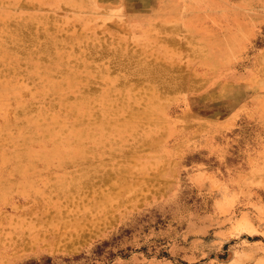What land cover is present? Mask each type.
Returning a JSON list of instances; mask_svg holds the SVG:
<instances>
[{"label": "rangeland", "instance_id": "obj_1", "mask_svg": "<svg viewBox=\"0 0 264 264\" xmlns=\"http://www.w3.org/2000/svg\"><path fill=\"white\" fill-rule=\"evenodd\" d=\"M206 2L212 9L201 6ZM117 3L122 9L142 4L136 15L147 26L145 45L122 40L125 32L110 20L85 30L82 11L68 5L20 0L11 8L32 26L49 14L50 25L59 26L32 45L19 39L21 69L25 52L57 36L51 54L38 52L39 62L54 79L77 74L76 86L48 90L30 107L74 102L81 94L95 100L91 93L110 77L116 88L131 87L137 110L154 95L155 110L112 139L70 192L50 179L70 177L80 164L44 174L45 196L11 188L20 173L0 164V188L10 187L0 193V264H264V0H174L158 10L145 0ZM191 17L201 22L187 23ZM231 33L230 43H222ZM118 102L114 94L95 101L93 110ZM127 115L106 118L116 125ZM18 122L23 127L14 106L0 113V155L17 152L8 135L20 134ZM56 122L77 123L68 113Z\"/></svg>", "mask_w": 264, "mask_h": 264}, {"label": "bare ground", "instance_id": "obj_2", "mask_svg": "<svg viewBox=\"0 0 264 264\" xmlns=\"http://www.w3.org/2000/svg\"><path fill=\"white\" fill-rule=\"evenodd\" d=\"M145 1V4L149 8L156 10L167 9L174 4V0H159V5L154 7L152 6L156 5L154 0ZM19 2L20 0H0V113H3L12 105L17 110V114L23 118V127L19 125V122L15 124V127L19 128L20 134H16L15 136L8 135V141L18 150L17 152L1 154L0 164L11 165L15 172L20 173L19 178L12 181L11 188L17 189L22 194L29 192L32 188V194L28 195H34L38 190L42 196H45L47 193V185L41 187L42 184L40 186L44 182V174L48 176L52 172L61 170L66 166L80 164L82 167L78 173L70 177L62 176L50 179L53 180L55 187L60 186L63 192H70L84 182V177H86L88 171V164L92 165L95 159L103 155V148L112 139L115 137L122 138L126 133L131 132L132 129L134 130V126L136 125L135 119L137 117L150 114L155 110V106L151 105L154 102L155 96L149 93L147 102L144 100L146 106L142 110H137L133 104L134 102H138V99L135 95L131 96V87L116 88L112 85L114 80L107 77V85L103 89L91 93V96L95 100L88 95L81 94L77 95L74 102H67L64 100L66 98H63L60 104L50 102L48 107H30L31 103H36L39 100L43 101L48 90H51L54 94H59L63 89L76 86L78 82L76 72H67L62 79H54L51 69L41 65L39 62L38 52L51 54L48 50L51 49V45L57 44V36L49 38L51 40L49 46H40L37 50H33L35 51L34 53L25 52L27 66H23V69H21L19 57L17 56L19 52V39L23 38L24 42L32 45L39 36L44 35L47 31L53 33L59 26L50 25L49 22L55 20L52 14L43 15L44 21L40 26H32L30 23H25L23 16L27 15L14 13L11 10ZM36 2L41 7L48 6L55 8L60 3L82 11V14L78 15L80 17L78 19L84 25L85 30L95 31L98 26V19H103L102 21L110 20L115 23V28H120V30L125 32L121 37L122 40L129 39L140 45H145L144 41L149 40L146 35L147 26H143V21L136 15L138 8L142 4L131 3L132 7L122 9L117 0H36ZM201 6L212 9L210 3L207 2L201 4ZM88 11L91 15L84 13ZM20 16L23 17V21L17 20ZM221 16L228 17L226 15ZM165 19H167V22L174 21L169 16L165 17ZM159 20L165 22L163 19ZM198 21L197 18L191 17L186 22L191 24L201 22V20ZM28 27L32 28L27 30ZM135 29H138V36L131 34V31ZM201 32L207 41L217 47L218 52L223 51L221 42L210 38L208 29L203 28ZM86 36L87 38H92L91 32L86 33ZM233 36V33L229 34L222 43L226 41L227 44L230 43ZM145 38L147 39L145 40ZM75 39L80 38H73L71 40ZM232 45L229 47H232ZM166 54L168 58L172 57L170 54ZM260 85L264 87V80L260 82ZM114 94H117L118 103L109 105L108 107H101L98 111L93 110V103L95 101L107 100ZM138 96L141 98L140 95ZM122 112H127V120L121 124L110 125L106 116L111 114L120 115ZM263 112L264 110H260L259 115H262ZM60 113L70 114L77 123L71 126L57 124L56 121L60 117ZM87 114L94 116H91L92 119L90 121L87 120L86 123L81 124L80 120ZM28 122L31 123L30 126H26ZM97 124L98 127H96ZM6 187L8 186H2L0 193Z\"/></svg>", "mask_w": 264, "mask_h": 264}]
</instances>
